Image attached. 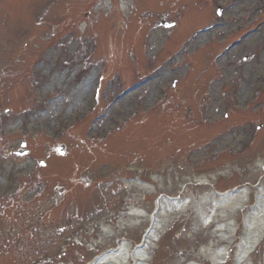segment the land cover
I'll return each mask as SVG.
<instances>
[{
    "label": "rangeland",
    "instance_id": "1",
    "mask_svg": "<svg viewBox=\"0 0 264 264\" xmlns=\"http://www.w3.org/2000/svg\"><path fill=\"white\" fill-rule=\"evenodd\" d=\"M113 1L110 12L111 0H0V66L10 70L0 84V153L21 141L33 152L22 161L0 158L1 193L19 187L14 204L0 209V264H90L121 242L135 250L157 215L158 198L167 206L144 264H216L204 255L208 249H227L217 263L264 264V239L247 260L237 258L244 212L218 209L221 219L204 218L218 207V193L249 188L248 212L264 188V24L218 70L207 68V59L230 43L225 36L235 34L233 41L264 0H131L130 11L119 0L127 16ZM218 7L228 9L223 27L196 35L169 61L195 30L217 20ZM158 20L176 26L158 27L162 45L154 48L146 36ZM166 60L174 64L155 72ZM101 70L109 113L98 123L90 111ZM148 75L157 78L115 104L120 92ZM257 86L261 97L254 100ZM56 144L65 145L66 156H48ZM18 174L25 176L18 180ZM204 176L211 184L198 185ZM174 202L190 203L172 211ZM75 204L100 208L102 215H76ZM131 208L144 216L123 217Z\"/></svg>",
    "mask_w": 264,
    "mask_h": 264
},
{
    "label": "bare ground",
    "instance_id": "2",
    "mask_svg": "<svg viewBox=\"0 0 264 264\" xmlns=\"http://www.w3.org/2000/svg\"><path fill=\"white\" fill-rule=\"evenodd\" d=\"M125 98L120 100V102L117 103V105L120 106L121 104H123L125 102ZM259 192L260 193L257 195L258 196L257 204L254 207H252L248 212H246V205H248V202L250 200L251 192L249 188H242L232 191L231 193L228 192L225 193L224 195L223 194L220 195L219 205L218 207L215 206L214 210L211 211L212 215L206 217V213H205V217H204L205 220L208 219V223L210 222L212 223V221H210L211 219L212 220L215 218L221 219L220 214H217L218 209L221 210L223 209L224 212L229 213V215L231 216H234L235 214H239V212H244L245 234L242 237V245H241L242 248H240L237 257L239 263H242L245 260H247L257 250L259 243L264 239V188L262 189V191ZM201 199L202 201H205L206 197ZM186 204L189 203L186 202L183 204V206L182 203L173 204L172 211L174 206H177L176 208L181 207L180 209H183L186 207ZM161 206L163 208L161 212L162 214L164 209H166L165 207L167 205L164 201H162ZM133 213L134 216L136 217L140 215L139 211H134ZM230 224L232 225V223ZM238 226L240 227V224L236 225V227ZM160 227H161V221L158 220L155 223V228L152 232V236L149 239L150 242L152 241L151 239L156 235ZM222 227H223L222 231H225L227 228L226 225ZM150 244H148V246L146 247H143L141 249L142 251L140 250L135 253V255L138 257L139 260L138 264H144L146 260V258L144 257L146 254H148ZM218 251L219 253L213 252L212 249H208L207 251L205 250L204 255L206 256V252H207V256L213 258L217 262L220 258H223V256L227 255V249L218 250ZM129 254H130V250L124 244L120 247V249L106 253L103 257L98 259V261L95 264H128L127 256Z\"/></svg>",
    "mask_w": 264,
    "mask_h": 264
},
{
    "label": "flooded vegetation",
    "instance_id": "3",
    "mask_svg": "<svg viewBox=\"0 0 264 264\" xmlns=\"http://www.w3.org/2000/svg\"><path fill=\"white\" fill-rule=\"evenodd\" d=\"M256 34H259V33H258V32H256V33H255V35H256Z\"/></svg>",
    "mask_w": 264,
    "mask_h": 264
}]
</instances>
